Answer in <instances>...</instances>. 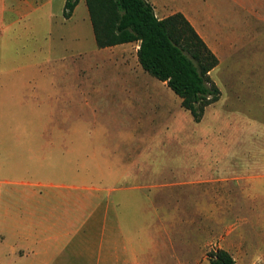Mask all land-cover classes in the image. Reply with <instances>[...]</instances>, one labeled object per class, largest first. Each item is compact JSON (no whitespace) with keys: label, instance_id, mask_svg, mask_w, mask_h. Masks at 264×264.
Returning a JSON list of instances; mask_svg holds the SVG:
<instances>
[{"label":"rangeland","instance_id":"rangeland-1","mask_svg":"<svg viewBox=\"0 0 264 264\" xmlns=\"http://www.w3.org/2000/svg\"><path fill=\"white\" fill-rule=\"evenodd\" d=\"M151 2L225 44L197 123L133 58L101 60L85 6L46 27L0 0V264L47 263L86 215L67 251L88 264H210L218 249L264 264V0ZM12 216L37 223L35 244H6Z\"/></svg>","mask_w":264,"mask_h":264},{"label":"trees","instance_id":"trees-1","mask_svg":"<svg viewBox=\"0 0 264 264\" xmlns=\"http://www.w3.org/2000/svg\"><path fill=\"white\" fill-rule=\"evenodd\" d=\"M79 0H65L69 18ZM96 47L99 49L138 43L137 60L142 70L180 98V105L194 122L207 106L218 101L220 91L210 78L217 57L188 20L175 13L159 19L146 0H84ZM210 264H235L221 249L210 253Z\"/></svg>","mask_w":264,"mask_h":264},{"label":"crops","instance_id":"crops-1","mask_svg":"<svg viewBox=\"0 0 264 264\" xmlns=\"http://www.w3.org/2000/svg\"><path fill=\"white\" fill-rule=\"evenodd\" d=\"M20 1V0H19ZM148 1L153 9H154V14L157 18L162 19L165 18L169 15L175 14V13H181V12H173L171 14H162L159 15V12L155 9L154 6V2L152 3L149 0ZM64 4H65V0H60L58 1V5L57 7H55L54 5V0H21L20 4H17V6L12 7V10H16L19 11L17 13H32L33 11H36L40 13L41 18L44 22V25H46V27L51 26L53 24L54 21H58V23L62 24L63 26H65L66 24H69L74 17V14L78 11L79 8L85 6L86 9V18L89 20V16H88V11L85 5L84 0H79L78 4L76 5V7L74 8L72 15L69 18H64L63 16V12H64ZM10 10V9H9ZM187 20L188 22L191 24V26L194 28V30L197 32V34L201 37V39L204 41V43L206 44V46L210 49V51L217 57L218 59V65L220 64V59H219V50H220V45H225L224 43H222V41L217 38H213L212 36L207 35V33L203 30L202 27V23H199L197 20H195L194 18L188 16L187 14H183L181 13ZM90 22V20H89ZM84 23V28L86 29L87 26H85L86 20L83 22ZM91 25V24H90ZM80 30H84L83 26L80 28ZM92 30V27H91ZM47 32V31H46ZM93 33V32H92ZM78 34H76L77 36ZM94 37V35H93ZM229 44H231V42H229ZM96 45V44H95ZM137 49H138V43H127V44H121V45H116L113 47H108V48H103V49H99L97 51H101V52H105L106 55L104 57H102L101 60H103L104 62L107 61L109 62L112 66H124L125 64V59L127 57H131L135 60L136 63V70L138 69V60H137ZM97 65V64H96ZM217 65V66H218ZM118 66V67H120ZM140 66V65H139ZM116 69H119V68ZM123 69V68H122ZM128 82V81H127ZM25 210V209H24ZM23 212H36V206H34L32 209H27V211L25 210ZM15 217V219H11V222L8 224V226L5 228V239L6 240V244H18L20 246L23 245H28V240H31V243L35 244V242L32 240H39L37 237H33L36 236V234H38V228H37V223L32 222V221H28L27 219L24 220H20L17 221L16 219H18L17 216H12ZM74 230L69 232L70 236H74L73 238H67L66 240H64V242L61 243V246L58 248V252H56V255L50 259L47 263H44L43 261L46 259H44L42 256L41 258H39L38 254H33L32 255V260H36L39 261L41 260V262L39 263H33L30 262L29 263V259L30 258H24V257H20L18 255L14 256H5V263L4 264H52V263H57V256L59 253L61 252H66L67 256H68V260L64 263V264H74V263H70V261H75V264H81L79 263L80 261H84L85 264H88V255L87 253L82 255V254H76V253H71L67 250L69 247V244L71 242V240H82L79 236V234H82V230L84 229L85 231V238L83 240H88L87 238V230H88V216L86 215L84 217V219L80 220H76L74 222ZM32 229V231H30ZM32 232V233H31ZM32 236V237H30ZM2 240V239H0Z\"/></svg>","mask_w":264,"mask_h":264}]
</instances>
